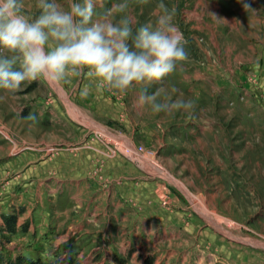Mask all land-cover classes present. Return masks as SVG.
Wrapping results in <instances>:
<instances>
[{
    "label": "rangeland",
    "instance_id": "obj_1",
    "mask_svg": "<svg viewBox=\"0 0 264 264\" xmlns=\"http://www.w3.org/2000/svg\"><path fill=\"white\" fill-rule=\"evenodd\" d=\"M119 2L98 0L94 19ZM247 2L112 8L135 31L174 7L188 53L126 93L92 83L81 96L86 74L79 86L0 90V228L16 216L1 252L50 264H264V0ZM141 93L168 107L154 112Z\"/></svg>",
    "mask_w": 264,
    "mask_h": 264
},
{
    "label": "clouds",
    "instance_id": "obj_2",
    "mask_svg": "<svg viewBox=\"0 0 264 264\" xmlns=\"http://www.w3.org/2000/svg\"><path fill=\"white\" fill-rule=\"evenodd\" d=\"M97 2L38 0L39 12L30 16L23 0H0V90L16 96L37 79L64 85L75 78L79 86L86 74L91 79L79 88L81 96L89 94L92 83L126 93L137 82L160 80L187 58L174 7L165 6L155 23L134 31L131 15L119 23L111 19L112 8L125 9L126 0L94 19ZM243 6L252 9L247 0ZM138 99L151 100L154 112L168 107L154 95L141 93ZM176 103L190 107L193 101Z\"/></svg>",
    "mask_w": 264,
    "mask_h": 264
},
{
    "label": "trees",
    "instance_id": "obj_3",
    "mask_svg": "<svg viewBox=\"0 0 264 264\" xmlns=\"http://www.w3.org/2000/svg\"><path fill=\"white\" fill-rule=\"evenodd\" d=\"M3 226L0 228L1 236L3 232L15 233L16 232V216L14 214L2 215ZM0 236V238H1ZM5 242H8L6 237ZM3 242L0 239V245L3 246ZM0 264H50L48 261L41 260L40 258H31L23 254H16L12 257L5 255L0 251Z\"/></svg>",
    "mask_w": 264,
    "mask_h": 264
},
{
    "label": "bare ground",
    "instance_id": "obj_4",
    "mask_svg": "<svg viewBox=\"0 0 264 264\" xmlns=\"http://www.w3.org/2000/svg\"><path fill=\"white\" fill-rule=\"evenodd\" d=\"M188 87H189V86H188ZM231 183H232V182H231ZM236 191H238V190H236ZM213 219H214V218H213ZM215 221H216V219H214V222H213V223L211 222V223L214 225V223L216 224V222H215ZM217 221H218V220H217ZM218 222H219V221H218ZM216 225H217V229H218V230H220V231H223V232H224L223 228H221V226H220L218 223H217ZM220 243H221V242H220ZM259 245H261V244H259Z\"/></svg>",
    "mask_w": 264,
    "mask_h": 264
}]
</instances>
